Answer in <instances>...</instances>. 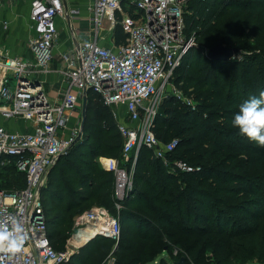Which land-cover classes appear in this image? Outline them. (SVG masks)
<instances>
[{
  "label": "trees",
  "instance_id": "trees-1",
  "mask_svg": "<svg viewBox=\"0 0 264 264\" xmlns=\"http://www.w3.org/2000/svg\"><path fill=\"white\" fill-rule=\"evenodd\" d=\"M116 17L111 34L113 45L119 46L127 43V34L120 23L121 15L117 13ZM183 17L185 33L195 34L196 46L173 72L172 91L162 98L151 126L160 142L175 139L176 144L166 154L167 164L150 148L139 149L133 184L136 189H144L146 206L136 205L165 228L176 229L181 224L190 226L192 218L201 217L206 199L215 207H225L246 225H252L250 230L230 233L231 219L229 232H220L227 239L251 235L248 247L233 256L236 264H245L264 258V224L259 222L264 220V171H260L264 167V147L241 136L232 127V120L244 101L264 91V48L258 51L245 47L257 24L264 25V0H190ZM219 43L240 52L226 61L207 58L204 49ZM176 89L188 98L183 99ZM122 145L110 107L89 90L82 136L56 161L40 193L46 232L55 249L61 250V234L53 240L56 230L72 224L73 217L84 210L103 207L110 211L112 207L116 216L114 173L101 167L99 158L122 161ZM177 161L185 162L192 170H181ZM252 166L256 170L250 172ZM24 185V174L13 166L0 167L1 188L10 191ZM231 195L242 196L232 202L228 200ZM217 209V219H225L226 214L221 215V208ZM120 213L116 216L120 227L134 219V214L126 209ZM123 240L122 232L118 243L112 238L94 236L75 254L85 250L83 260L78 262L73 255L62 264H94L89 260L101 246H106L101 258L109 253L116 256L113 264H141L136 256L126 257ZM158 264L167 262L160 259Z\"/></svg>",
  "mask_w": 264,
  "mask_h": 264
},
{
  "label": "built area",
  "instance_id": "built-area-1",
  "mask_svg": "<svg viewBox=\"0 0 264 264\" xmlns=\"http://www.w3.org/2000/svg\"><path fill=\"white\" fill-rule=\"evenodd\" d=\"M5 1L0 0V7ZM29 1L33 58L25 60L0 51L7 67L0 79V114L5 119L19 118L30 123V128L21 132L0 125V167L13 166L25 175L22 188L9 191L0 187V219L15 216L25 228L26 242L19 253H0V264H62L82 246L76 250H57L52 246L40 193L58 157L81 133L80 120L74 113L81 112L89 90L111 109L123 138L122 161L115 159L111 168L114 204L119 209L132 187L139 149L150 148L167 164L166 154L175 147V139L160 142L151 126L172 74L196 46V36L185 33L183 11L190 0H94L88 22L95 35L81 36L74 28L73 45L59 54V72L66 87L60 102L54 103L36 76L49 71L54 59V48L60 41L58 21H63L69 31L67 18L73 19L79 10L69 8L66 0ZM117 13L121 15L127 43L102 45L105 35L101 32L112 31ZM128 163L130 166L126 167ZM175 164L181 170H192L185 162ZM76 224L75 237L97 224L101 226L99 235L115 240L120 237L118 218L103 207L83 212Z\"/></svg>",
  "mask_w": 264,
  "mask_h": 264
},
{
  "label": "rangeland",
  "instance_id": "rangeland-1",
  "mask_svg": "<svg viewBox=\"0 0 264 264\" xmlns=\"http://www.w3.org/2000/svg\"><path fill=\"white\" fill-rule=\"evenodd\" d=\"M21 1L22 5L19 7L18 17L20 27L22 28L27 15V0ZM72 8L76 9L75 7ZM82 23L83 27H87L86 22H81V26ZM106 24L107 23L104 22V25ZM11 26V29L5 33V41L8 35L17 39H24V47L27 51H29L31 38H29L28 30L21 31L17 24H12ZM101 33L105 35V40L103 41L104 44L112 45V31L108 33ZM61 35L63 43L65 42L67 34L62 32ZM252 37L251 41L245 44L246 49H257L258 51L262 50L261 48H264V25L258 23L254 29ZM253 40H257L255 44L252 43ZM10 45L11 44L9 43V46ZM63 46L64 47H62V49L67 47L66 44ZM204 50L208 52L207 49ZM27 51L21 53L22 56L19 57H22L25 60H30L28 57L29 53L27 55ZM0 62L3 63V58L1 56ZM11 86H15V79L11 81ZM175 91H177V94H179L183 99L186 100L188 98L183 95L182 91H179L178 89ZM75 116L78 118L77 121H81V112L79 110L74 113V117ZM12 120L15 121V123L12 124L13 128L10 129L12 131L21 132L27 131L30 128L29 122L23 121L19 118H13ZM74 122L75 121H72V124H74ZM120 165H123V163L120 162ZM100 166L103 167L102 165ZM125 166L128 167L127 165ZM255 170L256 168L252 166L249 171L253 172ZM260 171H264V167H262ZM134 191H136V193L130 196V194ZM144 195V189L142 187L136 189L135 185L132 183L129 193H127L124 199L120 202V208L118 209L115 206L116 216H119L121 214V210L123 209H126L134 214V219H130L125 224L121 225V232L124 236L123 242L126 243L124 246L126 248V252H128L126 255L127 258L136 256V258H140V260H142L141 264H158L160 259H164L167 264H175L182 257L186 260L185 264H236L233 260V256L248 247V244L250 243L251 235H238L232 239H227L222 233H220L222 229H224L225 232H229V228L232 225L231 219L233 220V226L230 229V233L250 230L252 225H246L245 221H243L240 217H236L235 214L230 213L225 207H215L213 202L209 199H206L207 203L203 204L201 208V214H203L201 217L192 218L190 226L181 224V227L176 229L172 226L165 228L159 224L155 218L151 217L148 212L136 205V203H141L143 206H146V201L143 198ZM241 196L242 195H240V197ZM240 197L237 198L231 195L228 197V200L236 202V200L240 199ZM152 207L156 210V207L153 204ZM217 208H221L219 209L221 213H223L221 215L225 216L226 214L225 219H217L215 216L216 213H218ZM112 209L113 208L110 207L109 212L113 215L114 213ZM157 209H159V206H157ZM81 214H77L73 217L72 224L56 230L57 233L53 240L56 241L58 234H61V239L58 241V247L61 250L67 248H71V250L73 249L75 239L77 238L74 235L78 230L76 222ZM259 222L264 224V220L262 219ZM94 236H96V234L93 235V237ZM118 240H115V242L118 243ZM131 247L134 248L133 251H131ZM105 249L106 246L99 247L94 251V254L97 253V255L91 257L89 261L94 262V264H113L116 256L112 255V253H109L105 257L101 258L106 251ZM79 250L80 249L71 255H74L75 259H78V262L79 260H83L86 256L85 250H81V253L78 256L75 255L79 253ZM175 251L176 253H174ZM245 264H264V258H255Z\"/></svg>",
  "mask_w": 264,
  "mask_h": 264
},
{
  "label": "crops",
  "instance_id": "crops-1",
  "mask_svg": "<svg viewBox=\"0 0 264 264\" xmlns=\"http://www.w3.org/2000/svg\"><path fill=\"white\" fill-rule=\"evenodd\" d=\"M66 2L69 8L75 7L77 10H79L78 15L74 16V18L72 19L73 27L77 29V33L81 36H90L93 38L95 35L94 29L91 27L88 21L91 15V8L94 4V0H66ZM21 5H22L21 0H6L5 3L0 7V25H1L0 27V51L6 50L9 56L19 57V56H22L21 53H23L24 51H27L24 47V44H25L24 39H17V38L11 37V35H8L5 41V33H7L9 29H11L12 24H17L20 27L18 12H19V7ZM29 9H30V1L27 0V9H26L27 15H26L22 28L20 27V30L21 31L28 30L29 38H31L33 35V31L30 28ZM5 22H6L7 27H4ZM58 22H59V27H60V41H59V44L54 48V59L49 66V71L37 74L36 76L37 79L43 83V86L48 95V98L50 99V101L54 103L60 102L62 91L66 87V80L59 72V66H60L59 54L67 50L68 48H70L74 42V40L71 37L70 31L67 30L64 22L61 20H59ZM81 22H86L87 27H83V23L81 26L80 24ZM104 22L106 23V21ZM26 25H27V28H26ZM67 27H68V24H67ZM62 32H65L67 34V37L65 38V42L63 43H62L63 38L61 35ZM8 42L11 44L10 46ZM101 43L102 45H105L103 41ZM65 44L67 47L62 49V47H64L63 45ZM109 46H111V44ZM27 55L30 59L33 58V53L31 49L27 51ZM0 64H2V68H0V79H1V76L7 70V67L2 62H0ZM72 121H75V119H72ZM14 123L15 121H13L12 119H5L0 114V125L1 126H4L8 129H12L13 128L12 124ZM101 158H104V157H101Z\"/></svg>",
  "mask_w": 264,
  "mask_h": 264
},
{
  "label": "clouds",
  "instance_id": "clouds-1",
  "mask_svg": "<svg viewBox=\"0 0 264 264\" xmlns=\"http://www.w3.org/2000/svg\"><path fill=\"white\" fill-rule=\"evenodd\" d=\"M232 127L238 129L241 136L264 147V91L239 106V111L233 117ZM25 242V228L15 216L0 219V253H19Z\"/></svg>",
  "mask_w": 264,
  "mask_h": 264
},
{
  "label": "water",
  "instance_id": "water-1",
  "mask_svg": "<svg viewBox=\"0 0 264 264\" xmlns=\"http://www.w3.org/2000/svg\"><path fill=\"white\" fill-rule=\"evenodd\" d=\"M67 24H68L70 34L72 38L75 40V32H74V27H73L71 18H67ZM239 52L240 50L237 48H228V47H225L223 44L219 43L213 46L212 48L208 49L207 58L226 61V60L231 59L235 54ZM171 91H172V86L171 84H168L166 87V93H170ZM86 106H87V99L84 98L82 102V109H81V121H80L81 133L79 134L77 140H79L82 136V129H83V124H84L85 116H86ZM185 262H186L185 258L182 257L175 264H185Z\"/></svg>",
  "mask_w": 264,
  "mask_h": 264
},
{
  "label": "bare ground",
  "instance_id": "bare-ground-1",
  "mask_svg": "<svg viewBox=\"0 0 264 264\" xmlns=\"http://www.w3.org/2000/svg\"><path fill=\"white\" fill-rule=\"evenodd\" d=\"M0 68H2V64H0ZM99 162L105 169H111L115 163L114 160L107 158H99ZM100 231H101V226L99 224L94 226H88L87 228H85L82 231V234L77 236V238L75 239V245L72 250H76L78 246H86L87 242H89V240L93 237V235L96 234V236H98Z\"/></svg>",
  "mask_w": 264,
  "mask_h": 264
}]
</instances>
